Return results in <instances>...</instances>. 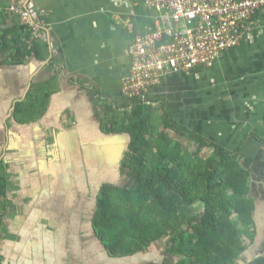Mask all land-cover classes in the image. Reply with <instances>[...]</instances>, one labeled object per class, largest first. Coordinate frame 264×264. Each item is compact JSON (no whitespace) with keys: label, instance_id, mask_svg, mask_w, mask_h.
Segmentation results:
<instances>
[{"label":"crops","instance_id":"1","mask_svg":"<svg viewBox=\"0 0 264 264\" xmlns=\"http://www.w3.org/2000/svg\"><path fill=\"white\" fill-rule=\"evenodd\" d=\"M11 6L46 12L49 56L12 65L0 55V166H8L10 181L1 264H175L165 247L164 255L153 253L155 245L112 257L93 226L101 187L118 186L125 177L128 148L127 134L102 131L104 105L127 102L122 87L131 47L156 23L165 27V13L141 0H0V12ZM54 76L58 84L44 114L30 122L16 118V105ZM149 101L153 112L167 110L178 128L250 161L257 238L237 264L263 256L264 11L237 47L210 68L163 76Z\"/></svg>","mask_w":264,"mask_h":264},{"label":"trees","instance_id":"2","mask_svg":"<svg viewBox=\"0 0 264 264\" xmlns=\"http://www.w3.org/2000/svg\"><path fill=\"white\" fill-rule=\"evenodd\" d=\"M44 39H31L18 16L0 12V55L12 65L30 57L48 58ZM57 84L54 76L34 86L16 105L15 117L25 122L41 117ZM153 104L104 105L102 131L128 135L121 172L132 183L101 187L93 218L99 240L115 258L145 253L166 241L175 264H237L257 238L255 205L249 197L250 161L178 128L167 110L153 112ZM7 169L0 166V225L10 206ZM249 264H264V255Z\"/></svg>","mask_w":264,"mask_h":264},{"label":"built area","instance_id":"3","mask_svg":"<svg viewBox=\"0 0 264 264\" xmlns=\"http://www.w3.org/2000/svg\"><path fill=\"white\" fill-rule=\"evenodd\" d=\"M164 12L169 23L137 38L130 50L129 75L123 81L127 102L148 103L150 93L167 74L210 68L224 52L237 47L250 31L264 0H141ZM31 31V39L45 35L46 12L28 6L7 10Z\"/></svg>","mask_w":264,"mask_h":264},{"label":"rangeland","instance_id":"4","mask_svg":"<svg viewBox=\"0 0 264 264\" xmlns=\"http://www.w3.org/2000/svg\"><path fill=\"white\" fill-rule=\"evenodd\" d=\"M131 180H129L126 176L124 177V179L122 181H120L119 186H130L131 184ZM197 207V206H196ZM166 246V241H163L162 243H156L154 248H152V252L155 254H160V255H164L165 254V250L164 247ZM170 257V256H169Z\"/></svg>","mask_w":264,"mask_h":264}]
</instances>
